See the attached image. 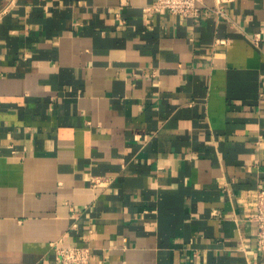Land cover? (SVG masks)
I'll list each match as a JSON object with an SVG mask.
<instances>
[{"label":"crops","instance_id":"1","mask_svg":"<svg viewBox=\"0 0 264 264\" xmlns=\"http://www.w3.org/2000/svg\"><path fill=\"white\" fill-rule=\"evenodd\" d=\"M150 1L0 0V264H264V0Z\"/></svg>","mask_w":264,"mask_h":264},{"label":"built area","instance_id":"2","mask_svg":"<svg viewBox=\"0 0 264 264\" xmlns=\"http://www.w3.org/2000/svg\"><path fill=\"white\" fill-rule=\"evenodd\" d=\"M230 0H216V6L213 11L218 15H226L224 2ZM205 6L202 0H151L145 6V12L152 15L157 12H168L183 17L198 19L201 16ZM6 9L3 10L5 12ZM261 38V32L251 36L254 43H258ZM220 43H226V40H219ZM96 182V181H95ZM256 224V246L258 250L264 251V186L259 185L256 189V212L253 217ZM55 249L56 264H91L92 252L89 245H80L65 243L62 240L52 242Z\"/></svg>","mask_w":264,"mask_h":264}]
</instances>
